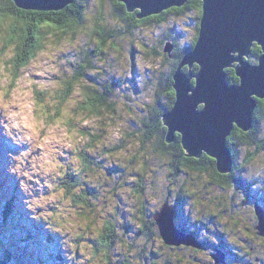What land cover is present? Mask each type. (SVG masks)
Here are the masks:
<instances>
[{
  "label": "clouds",
  "instance_id": "1",
  "mask_svg": "<svg viewBox=\"0 0 264 264\" xmlns=\"http://www.w3.org/2000/svg\"><path fill=\"white\" fill-rule=\"evenodd\" d=\"M205 3L145 12L138 0H0L5 171L25 221L55 238L51 255L42 239L28 264H220L221 245L223 264H264L260 202L245 191L264 196V85L241 74L264 66V36L218 66L242 97L214 127L226 167L168 119L177 77L195 113L208 107L194 98L204 66L186 59L200 46ZM165 208L177 210L183 239L162 231Z\"/></svg>",
  "mask_w": 264,
  "mask_h": 264
},
{
  "label": "water",
  "instance_id": "2",
  "mask_svg": "<svg viewBox=\"0 0 264 264\" xmlns=\"http://www.w3.org/2000/svg\"><path fill=\"white\" fill-rule=\"evenodd\" d=\"M138 2L144 6L145 12H149L158 10V6H166L177 0H138ZM37 3H42V0H37ZM180 6L183 5L176 4L172 7ZM254 35L264 36V0H206L200 46L195 52H189L186 59H197L204 66L194 98H206L208 107L204 112L195 113L192 102L183 95L186 82L184 83L182 77H177L180 100L168 117L174 126L182 125L187 129V133L192 134L200 146L214 147L221 155L225 167L228 161L219 135L214 134V127L219 129L220 119L236 109L242 103V97L238 90L225 88L218 66L226 58L229 49L243 46L245 41ZM241 74L246 84L253 81L264 85V66L260 69L244 67ZM261 210L258 205L260 227L264 230V213ZM157 221L162 231L173 241L184 238L182 237L184 233L174 223L173 209H163ZM177 235L179 237H176ZM218 253L223 255L222 252L218 251Z\"/></svg>",
  "mask_w": 264,
  "mask_h": 264
},
{
  "label": "trees",
  "instance_id": "3",
  "mask_svg": "<svg viewBox=\"0 0 264 264\" xmlns=\"http://www.w3.org/2000/svg\"><path fill=\"white\" fill-rule=\"evenodd\" d=\"M181 7H183V6L174 7V8L179 9ZM155 15H157V14H155ZM155 15H153V16H155ZM140 19H146V17L145 18H140ZM177 135H179V134H177ZM1 174H2V172L0 170V175ZM256 199L258 200L259 198H256ZM14 201L15 200H14L13 197L11 199H8L6 204L3 203L2 199L0 200V207H1V213H2L1 214V219L3 221H5L6 218L9 219V216L12 215L15 212L14 217L9 219V221L11 220V222H13V223L16 222V224H20L21 221L23 220V223L29 226L28 233H30V231L32 232L30 234V236L28 238L24 239V241H21V239H19L20 241L17 242L18 244H21V245L24 244L25 247L23 246V248H25L26 250H27L26 245L29 247V249H28L27 253H25V255H27V256H31V255L39 256L40 255L39 250L41 249L40 248V241L42 239H46L48 241V247L49 246L50 247L53 246L52 248L55 249V238L52 237V236H48L46 233L44 234L42 232V230H41L39 225H33L31 223L26 222L25 219H24V216H23V210H22V213H20L18 208L16 207V204H15ZM174 223H175V213H174ZM176 226L178 228H180V226L178 224H176ZM16 228H18V226ZM44 235L47 236V237H45ZM11 246H12V244H11ZM48 247H47V252L49 254V248ZM12 252L13 251L9 248V244L7 243L5 245L3 243V241L0 239V255H11ZM15 255L18 256V254H15Z\"/></svg>",
  "mask_w": 264,
  "mask_h": 264
},
{
  "label": "rangeland",
  "instance_id": "4",
  "mask_svg": "<svg viewBox=\"0 0 264 264\" xmlns=\"http://www.w3.org/2000/svg\"><path fill=\"white\" fill-rule=\"evenodd\" d=\"M261 99H264V98H261ZM177 134H179V133H174V135H177ZM2 145H3V148L2 149L4 150V152H3L4 161H7L6 160V157H5V153L7 151H9L10 146L9 145H6L2 141H0V147H2ZM0 167H3V166L0 165ZM258 198H259V200H261L264 203V196H261V197H258ZM251 202H253V201H251ZM178 204H179V202H178ZM0 209H1V207H0ZM173 210L175 212V223L179 225V222L176 221V217L178 215V212H177L176 209H173ZM12 224L13 223L10 222V221H2L0 219V239L3 241V243L5 245L7 243L9 244V248L13 251L12 254L13 253L14 254H18V257H19L18 258V264H28V261L25 259V257L27 256V255H25V253H27L29 247L26 245V247H27V250H26L25 248H23L24 244L21 245V244H18L17 243L18 241H20L19 240V236H18V233L13 229ZM20 227L23 228L24 227V224H22ZM45 237H47V236H45ZM176 237H179V236L177 235ZM182 237H184V234L182 235ZM11 244H12V246H11ZM52 247H50V246L48 247L49 248V255H51L54 252V248H52ZM221 248H223L224 250H227L223 245H221ZM218 251L219 252H222L221 250L217 249V256H218L217 259L220 262V264H223L226 255L224 257V253L222 255V254L218 253ZM39 252L41 254V249L39 250Z\"/></svg>",
  "mask_w": 264,
  "mask_h": 264
},
{
  "label": "flooded vegetation",
  "instance_id": "5",
  "mask_svg": "<svg viewBox=\"0 0 264 264\" xmlns=\"http://www.w3.org/2000/svg\"><path fill=\"white\" fill-rule=\"evenodd\" d=\"M246 191V195H248L249 196V200L250 201H253V202H256L257 201V199L256 198H258L257 196H256V194H254V193H248L247 192V190H245ZM259 200V199H258ZM259 206L261 207V209L263 210H261V212H263L264 213V203L261 201V200H259ZM180 229V228H179ZM219 250H221L222 251V253H224V257H225V255H227V250H224L223 248H218Z\"/></svg>",
  "mask_w": 264,
  "mask_h": 264
},
{
  "label": "bare ground",
  "instance_id": "6",
  "mask_svg": "<svg viewBox=\"0 0 264 264\" xmlns=\"http://www.w3.org/2000/svg\"><path fill=\"white\" fill-rule=\"evenodd\" d=\"M2 148H3V145H2ZM9 150H12L11 148ZM5 170V169H4ZM14 186H15V181H14ZM15 190H16V186H15ZM17 191V190H16ZM18 194V193H17ZM18 210L20 213H22V209H21V206L18 204ZM21 223H23V220L21 221ZM15 225H18V224H15ZM21 226V225H20ZM32 232L30 231L29 234H31Z\"/></svg>",
  "mask_w": 264,
  "mask_h": 264
}]
</instances>
